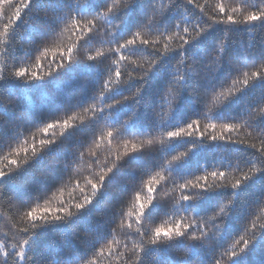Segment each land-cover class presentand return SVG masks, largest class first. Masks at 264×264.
Returning a JSON list of instances; mask_svg holds the SVG:
<instances>
[{"label": "snow or ice", "instance_id": "obj_1", "mask_svg": "<svg viewBox=\"0 0 264 264\" xmlns=\"http://www.w3.org/2000/svg\"><path fill=\"white\" fill-rule=\"evenodd\" d=\"M4 5L14 13L0 28V126L10 132H0V208L9 212L0 264H256L257 255L264 264V40L227 43L241 28L264 30V0H0V17ZM65 33L69 42L52 49L59 58L43 65L49 41ZM48 88L39 107L21 98ZM33 128L61 131L37 143ZM241 128L246 137L234 138ZM74 134L51 162L52 184L51 172H27ZM68 184L80 196L52 207L47 193ZM238 215V239L222 243ZM169 216L179 218L157 223ZM117 234L124 242L114 248Z\"/></svg>", "mask_w": 264, "mask_h": 264}, {"label": "trees", "instance_id": "obj_2", "mask_svg": "<svg viewBox=\"0 0 264 264\" xmlns=\"http://www.w3.org/2000/svg\"><path fill=\"white\" fill-rule=\"evenodd\" d=\"M14 2H18V0H14ZM161 2L164 4H167L168 0H161ZM198 2L204 3V0H198ZM216 2H218V0H208L209 4H215ZM222 2L226 6H236V4L238 3V0H222ZM4 12H5V15L3 17H0V28H2V24L4 22H6L7 17L11 16L14 13V8H10V7H8V5H4ZM186 15H187V13H186ZM215 35L219 36V35H221V33L218 31ZM24 37H25V28L23 25H21L17 30V39L21 43H24L25 47H27L26 41H25V39H23ZM69 40H70L69 35L67 33H65L64 36L60 40H56L55 42L49 41L48 46L50 48V51L47 53L46 58L43 59L41 61V63L43 65H47L49 63V61H51L53 58L58 59L59 56L56 55L54 57L52 49H54L58 45L67 44L69 42ZM261 40H264V30H255V31L249 33L246 30H244L243 28H241L238 31L231 32L227 37V43L232 46V49H238L241 45L246 46L249 43L255 45L258 48ZM0 47H3V45H0ZM230 51H231V49H230ZM20 54H22V53H20ZM38 54L39 53H36V55H38ZM81 55H83V50L81 51ZM44 70L46 71V68ZM234 87H239V84L235 85ZM54 91H55L54 88H48V89H45L43 91H35V92L25 89L21 92V98L25 100L26 106L34 105L36 107H39L42 103H44V93L46 92L48 95H51ZM209 95H211V94H209ZM29 98H30V102H31L30 105L28 103ZM155 102L158 105L161 103V101L159 100V97L155 98ZM205 103H207V105L209 107L212 104L210 99L205 101V102H201L200 107L198 109L199 111L203 112L206 110L205 109ZM165 107H166V105H165ZM159 110H160L159 107H157L156 111L159 112ZM78 111H79V109L72 108L67 113H63V112L60 113L58 118H60L62 120L63 118H66L67 115H73ZM80 114L81 115H90V114H84V113H80ZM193 118L195 119L197 117L193 116ZM200 119H201V123L208 122L207 120L204 119L203 116H201ZM60 131L61 130L59 128H56L53 130H49L48 133H40V132H37L35 128L32 129V132H35V138H36L37 143H38L39 139H49V138H52L53 135L59 136ZM209 131H211V129H209ZM216 131L219 132L220 129L217 128ZM0 132H3L6 135L10 136V132L6 129L5 126H0ZM246 133H247V130L241 128V129L234 131L232 133V135L234 138H237V137L245 138ZM76 135L77 134H74L73 137H70L67 141H64L62 143H58L57 145H54L41 158L32 162L30 164V166L28 167L27 172L30 174H33V175L38 174L40 171L51 172L52 175L49 177L48 181H46V184H52L54 179L57 178V176H58V166L54 170L53 164L51 162L54 159L59 160L63 155L66 154L67 149L64 147V144L75 143L76 142ZM24 138H26L28 140L29 144L32 143V133L31 132L27 133ZM21 146L23 147L24 145L21 144ZM106 147H107V145L105 143H101L100 148L97 150L101 161H103L104 158L108 155ZM156 147H158V145ZM112 148H113V151L116 150V148H117V142L116 141L112 142ZM123 150H124L123 145H119V151L122 152ZM7 151H8L7 149H4L3 152H0V157H2ZM21 155H23V153H21ZM12 158H17V157L15 155H13L10 157V159H12ZM6 163H7V161L0 159V166H3ZM95 171H96V173H100L101 169L96 168ZM83 175L85 177H87L88 179H92V176L87 171L84 172ZM234 177H235V174L229 175L227 177L226 182L233 181ZM147 179H148V177L145 176L144 180H147ZM212 180H213V178L209 177V182H211ZM180 182L182 183V181H180ZM80 187H84L85 190L87 191V187H86L83 179L80 180ZM157 187H159V185H157ZM169 187H171V184H169ZM136 190L137 189H135V188L131 189V191L133 193ZM145 193H146V189H145L144 193H141V196L145 195ZM175 195L177 197H179V195H180L178 188H177ZM79 196H80L79 188H74L72 184H68L66 187L63 188L62 192L57 191L55 188H53L51 191H49L47 193V195L45 196V199L51 198V206L52 207H58L59 204L61 203V201L67 202L70 199H73V198H76ZM211 199H214V198H210L208 205L204 209L205 211L210 209ZM40 203L42 204L43 200H41ZM129 209H130V205L128 204V202L126 200L124 210H125V212H127V211H129ZM0 215L4 216V219L0 220V233H3V232L7 231V228L5 227V220H7L8 216H9V212L6 208H0ZM183 215L188 216L189 214L183 213ZM178 218L179 217H171V216L162 217L160 221H157V223L163 222L164 220H167L169 223H172L174 219H178ZM241 218H242V216H240V215H238L236 217V219L238 221L236 223L233 222L231 224V226L229 228L230 234L225 237V241H222V243L231 242L233 239H238V236H236V232L239 230L240 223H242V221H239V219H241ZM185 222H187V221H185ZM256 223L258 225L264 224V213H258L257 214ZM133 226L135 227V225H133ZM245 238H247V237H245ZM121 242H124V236L122 234H117L115 237V241L113 242L114 248L117 246L118 243H121ZM130 246L131 245H129V247ZM120 251H126V250L123 248H120ZM105 255H107V249H105ZM153 255H155V254H153ZM260 259H261V257L259 255L253 257V260L256 262V264H259ZM100 264H107V260H105L102 257L100 260ZM192 264H199V257L198 256L195 259H193Z\"/></svg>", "mask_w": 264, "mask_h": 264}]
</instances>
